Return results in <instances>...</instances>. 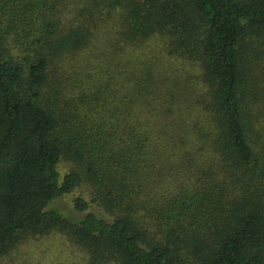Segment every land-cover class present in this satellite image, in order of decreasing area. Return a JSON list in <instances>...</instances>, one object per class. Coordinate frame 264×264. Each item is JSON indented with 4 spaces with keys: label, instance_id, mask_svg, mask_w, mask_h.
Instances as JSON below:
<instances>
[{
    "label": "trees",
    "instance_id": "1",
    "mask_svg": "<svg viewBox=\"0 0 264 264\" xmlns=\"http://www.w3.org/2000/svg\"><path fill=\"white\" fill-rule=\"evenodd\" d=\"M111 14L201 93L92 55ZM53 232L85 264H264V0H0V258Z\"/></svg>",
    "mask_w": 264,
    "mask_h": 264
},
{
    "label": "rangeland",
    "instance_id": "2",
    "mask_svg": "<svg viewBox=\"0 0 264 264\" xmlns=\"http://www.w3.org/2000/svg\"><path fill=\"white\" fill-rule=\"evenodd\" d=\"M107 16L106 21L103 22V27L99 30V36L96 37L95 45L91 47L90 52L92 55L98 52V54H101L98 55L99 58H102L104 51L111 52L115 55V60L118 61L115 63V68L119 63L122 64L121 67L127 65V59L131 57L134 58L135 62L138 61L132 63L133 67L138 66V70L140 69L145 77L149 66L152 65L155 74L154 81H158L159 73H162L168 79H176L181 82L184 90L199 89V85L202 83L200 70L196 64L193 65L166 54L159 37L134 45L124 42L119 34L120 21L116 14ZM127 67L130 68V65H127ZM196 91L201 93L200 89ZM60 166L61 171L65 173L72 169L73 164L63 160ZM78 196L90 199L89 188L84 185L75 192L66 195L57 203L60 207L71 211L74 199ZM0 264H85V254L66 235L53 232L45 236L26 239L9 255L0 258Z\"/></svg>",
    "mask_w": 264,
    "mask_h": 264
}]
</instances>
